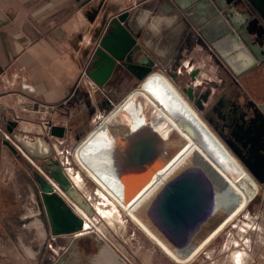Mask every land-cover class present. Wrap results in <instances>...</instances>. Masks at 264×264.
I'll list each match as a JSON object with an SVG mask.
<instances>
[{
  "label": "crops",
  "instance_id": "1",
  "mask_svg": "<svg viewBox=\"0 0 264 264\" xmlns=\"http://www.w3.org/2000/svg\"><path fill=\"white\" fill-rule=\"evenodd\" d=\"M231 6L240 11L238 23L226 13ZM126 8L130 9L126 26L156 63L194 65L201 72L198 78L205 80L209 77L199 62L206 55L208 61L216 60L239 78L264 105V20L250 1L0 0L1 128H18L9 108L27 99L54 106L56 124L66 127L74 110L65 105L75 100L78 89L86 91L84 68L88 62L91 65L110 18ZM112 86L108 82L104 89L113 91ZM97 98L84 99L96 112L94 120L100 117ZM256 196L248 207L260 195ZM233 242L240 246L238 239Z\"/></svg>",
  "mask_w": 264,
  "mask_h": 264
},
{
  "label": "rangeland",
  "instance_id": "2",
  "mask_svg": "<svg viewBox=\"0 0 264 264\" xmlns=\"http://www.w3.org/2000/svg\"><path fill=\"white\" fill-rule=\"evenodd\" d=\"M247 1L249 2V0ZM226 13L229 15L230 20L238 23L239 16L237 17V15H240V11L236 6L229 7ZM241 24L245 27L247 23L243 21ZM205 56L202 57L199 63L202 66V72H205L209 79H201L200 82H198L197 77L201 73L200 69L194 68V65L182 67L176 65L175 62V64L172 63L163 67L156 63L153 71L163 73L173 84L175 83L177 86L175 84L174 86L178 91L190 102L189 104L198 112L201 118L203 117L202 119L207 122L204 117V108L207 107L208 102L201 98L203 109H200L197 100L189 97L188 89L192 88L193 96H195L198 92L202 93L207 88L208 82L212 84V89L216 90L225 78L228 80L233 78L239 80V78L233 76L221 63L216 60L208 61ZM204 62L206 65H204ZM89 68L90 65L87 67V72ZM190 69L196 72L195 77L193 72H188ZM118 71L115 74L116 77L114 75L115 78L109 81L114 84L111 93L104 89L105 86H99L96 83L98 86L97 93L96 95L94 92L91 94L90 82L88 77L85 76L86 91L89 92V96L85 99L94 95L98 97L97 100L101 101V106L97 110L100 116L98 117L99 120L93 119L96 114L95 110L85 104L87 107L86 112H82L80 108L79 113L74 111L75 117L66 125V133L63 138L51 134L50 124L57 125L56 122L58 121L55 115L52 114L53 112H45L46 114L41 112L45 110L41 106L42 102L27 99L23 105L27 107H23L20 103L14 105L12 109L9 108L14 123L17 122L18 127L24 131H19L17 127L12 128L10 126L0 128V138L8 140L18 151L14 153L7 145L1 143L0 264H54L63 249L67 248L75 238L72 235H62L58 236L55 241L52 239L41 191L35 180L37 174H41L46 179H51V181L53 180L57 185H59L58 180L62 181L64 184L60 187L70 200L76 201L79 198L82 204L95 206V208H90L91 210L88 213L91 230L80 236L92 232L100 233V236L128 264H179L150 239L130 216L115 203L113 198L106 192H103L104 194L100 193V186L87 175L73 155L75 147L91 130L98 126L100 120L111 113L117 105L121 104L131 91L140 88L145 81L141 82L134 75L131 76L125 71L119 73ZM89 78L91 77L89 76ZM228 86H231V83ZM154 89L159 92L163 91L157 84L154 85ZM163 106L171 116H175L176 108L171 103L166 101ZM82 114L85 115V118L81 120L78 116L82 118ZM43 122L47 127L45 128L46 131H49L48 134L42 127L41 123ZM70 125L73 126L72 129L69 128ZM40 127L43 135L36 133ZM214 134L218 137L216 133ZM20 137L31 142H34L37 137H42L50 144L52 152L45 156L34 155L28 145L21 141ZM16 144L21 147L22 151L18 149ZM226 148L228 149L227 146ZM70 169L73 170L71 173H81L82 175L83 180L77 188L79 196L74 193V189L71 190L73 193L71 195L70 188L73 179L70 178ZM56 171H58V174ZM255 181L259 185L256 198L260 195L258 199L255 198L256 202H253L249 207L247 205L246 209L235 220L229 223L204 247L194 260L187 264H246L250 256L249 262H251L249 264H264V201L262 202L264 184L256 179ZM96 206L109 211L111 215L104 216L101 212H98ZM86 227L88 228V223ZM228 231H231V234L227 235ZM87 239L89 240V238ZM236 239L239 240L240 246L234 245L233 241ZM85 243L87 244V242ZM248 246H250L251 251H248ZM244 249L248 253L243 254Z\"/></svg>",
  "mask_w": 264,
  "mask_h": 264
},
{
  "label": "bare ground",
  "instance_id": "3",
  "mask_svg": "<svg viewBox=\"0 0 264 264\" xmlns=\"http://www.w3.org/2000/svg\"><path fill=\"white\" fill-rule=\"evenodd\" d=\"M144 80L96 124L74 155L100 186V193L113 198L170 258L187 264L246 209L259 185L163 73L151 72ZM155 84L163 91L155 90ZM166 101L176 108L174 117L164 108ZM144 131L159 136L158 158L141 175L125 174L118 163L120 155ZM20 139L34 155L52 152L42 137L34 142ZM71 177L81 185V173H71ZM179 182L201 186L211 207L201 219L183 228L175 227L164 216L166 190ZM96 208L104 216L111 215ZM87 223L91 224L85 220V227Z\"/></svg>",
  "mask_w": 264,
  "mask_h": 264
},
{
  "label": "water",
  "instance_id": "4",
  "mask_svg": "<svg viewBox=\"0 0 264 264\" xmlns=\"http://www.w3.org/2000/svg\"><path fill=\"white\" fill-rule=\"evenodd\" d=\"M249 1L264 20V0ZM129 17V8L111 17L105 33L101 36L93 51L88 75L99 86H105L111 81L118 69V73L125 71L143 81L153 72V68L156 66L155 60L138 43L137 39L126 26L125 23ZM193 73L195 77L196 72ZM192 92L193 89L189 88L187 93L190 98H194ZM88 96V91L83 92L80 89L75 94V100L81 105L82 112L87 109L84 99ZM206 99L207 97L203 100ZM197 103L198 107L203 109L201 97ZM70 109L71 107L68 108V110ZM71 116L72 118L75 117L74 114ZM78 118L82 120L81 116H78ZM50 127L52 135L59 138L65 136V126L50 124ZM69 128L72 129L73 126L70 125ZM17 130L24 131L20 127ZM36 133L43 135L41 127ZM1 143L7 145L14 153L18 152L8 140L0 138V147ZM124 148L118 160L120 170H123L128 175H141L148 171L158 158L159 136L154 132L146 131L129 142ZM259 156L260 171L263 176L257 178V180L261 184H264V153H261ZM253 172L257 174L256 171ZM35 180L41 191L52 236L73 235L81 231L84 226L83 218L55 191L52 183L41 174H37ZM210 208L209 195L201 186L179 182L171 184L166 190L164 216L169 223L174 224L177 228H183L195 223L206 215ZM176 233L178 232L176 231ZM85 236L97 241L98 251L91 258L90 256L82 257L84 251L80 250L78 244L79 240ZM62 261L63 264H128L111 245L95 232L83 236H75L66 251L54 264H62Z\"/></svg>",
  "mask_w": 264,
  "mask_h": 264
},
{
  "label": "flooded vegetation",
  "instance_id": "5",
  "mask_svg": "<svg viewBox=\"0 0 264 264\" xmlns=\"http://www.w3.org/2000/svg\"><path fill=\"white\" fill-rule=\"evenodd\" d=\"M190 71L193 72V69ZM200 81L198 78V82ZM230 83L231 86H228ZM253 86L255 89V85ZM200 97L202 99L207 97L206 101L208 102L207 107L204 108V117L208 122L205 123L214 131H212L213 133L218 135L224 143L218 139L225 147H228L233 154L228 151L240 161V164L248 170L254 179L261 178L263 175L260 171L259 155L264 153V105H261L257 97L249 93L247 87L240 80H236V78L232 80L225 78L216 90H213L212 84L208 82L207 88L202 93L198 92L194 96L197 101ZM188 103L190 102L188 101ZM71 104L74 111L81 109L80 107V109L78 108L79 104L76 100ZM84 116L82 114V119L85 118ZM252 170L256 171L257 174ZM82 239L87 240L81 241ZM78 244L80 250L84 251L82 257L90 256L91 258L98 251L97 241L88 236L82 237ZM66 249H63L57 260ZM83 261L86 262L85 260Z\"/></svg>",
  "mask_w": 264,
  "mask_h": 264
},
{
  "label": "built area",
  "instance_id": "6",
  "mask_svg": "<svg viewBox=\"0 0 264 264\" xmlns=\"http://www.w3.org/2000/svg\"><path fill=\"white\" fill-rule=\"evenodd\" d=\"M239 15H237V17H238ZM90 64H89V62L86 64V66H85V68H84V71H83V73H82V76H87L88 77V80H89V82H90V93H96L97 92V84H96V82L93 80V79H91V78H89V76H88V72H87V67L89 66ZM192 70V69H191ZM66 103V102H65ZM25 104V103H24ZM24 104H22V106L24 105ZM41 106L42 107H44L45 108V110H43V111H41V112H43L44 114H46L45 112H52L53 110H54V106H51V105H46V104H41ZM23 107H27V106H23ZM39 110H42V109H39ZM19 118V117H18ZM43 126V128L45 129V128H47L46 127V125H45V123L43 122V123H41ZM1 128V127H0ZM1 130V129H0ZM45 131H46V129H45ZM49 133V131H46V134H48ZM7 138H9L10 139V137L9 136H7ZM17 145V144H16ZM17 147H18V149H20L21 150V147L19 146V145H17ZM22 151V150H21ZM28 157V156H27ZM30 160H31V158L30 157H28ZM71 178V177H70ZM48 180L52 183V185L54 186V188H55V191H57L64 199H65V201L70 205V207L80 216V217H82L83 218V220L85 221V220H87V219H89V215H88V213H89V211L91 210L90 208H95V206H92L91 204H89V206L88 205H84V204H82V202L79 200V198L78 199H76V201H72V200H70L69 198H68V196L65 194V192L62 190V184H64L62 181H60V180H58L59 181V185H57L56 184V182H54L53 180L51 181V179H49L48 178ZM60 182H61V184H60ZM72 184H71V188H70V192H71V195L73 194L72 193V189H74V193L77 195V196H79V194H78V192H77V188H78V185L77 184H75V182L73 181V182H71ZM61 186V187H60ZM77 186V187H76ZM80 205V206H79ZM96 210V209H95ZM91 230V226L90 225H88V228L86 229V227L85 226H83V229L81 230V231H79V232H77V233H75V234H73L72 236H78V235H82V234H85V233H87V232H89ZM56 238L57 237H55V236H52V239L55 241L56 240Z\"/></svg>",
  "mask_w": 264,
  "mask_h": 264
},
{
  "label": "trees",
  "instance_id": "7",
  "mask_svg": "<svg viewBox=\"0 0 264 264\" xmlns=\"http://www.w3.org/2000/svg\"><path fill=\"white\" fill-rule=\"evenodd\" d=\"M71 105H72L71 102H68L65 106L66 107H71Z\"/></svg>",
  "mask_w": 264,
  "mask_h": 264
}]
</instances>
